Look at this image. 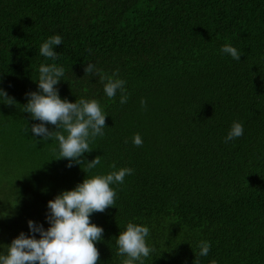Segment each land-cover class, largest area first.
I'll return each instance as SVG.
<instances>
[{
	"label": "trees",
	"instance_id": "1",
	"mask_svg": "<svg viewBox=\"0 0 264 264\" xmlns=\"http://www.w3.org/2000/svg\"><path fill=\"white\" fill-rule=\"evenodd\" d=\"M54 35L63 43L51 60L39 48ZM53 63L65 70L62 100L94 99L107 115L83 157H101L91 171L56 160L58 142L35 137L40 121L23 112L40 65ZM89 63L109 77L119 70L127 103L85 75ZM0 88L15 100L0 102V254L32 235L29 220L50 227L47 203L62 191L131 168L110 185L114 207L90 216L104 229L98 264H122L115 239L128 223L150 229L144 264H264V0H0ZM233 122L244 133L225 143Z\"/></svg>",
	"mask_w": 264,
	"mask_h": 264
},
{
	"label": "clouds",
	"instance_id": "2",
	"mask_svg": "<svg viewBox=\"0 0 264 264\" xmlns=\"http://www.w3.org/2000/svg\"><path fill=\"white\" fill-rule=\"evenodd\" d=\"M62 43L61 35L51 36L40 45L39 53L47 59L56 60L59 54L54 48ZM220 51L240 61L241 53L230 44L223 45ZM64 72V68L55 63L41 64L36 82L38 91L26 94L28 102L23 106V112L29 113L32 120L40 121L31 127L35 137H43L46 141L54 138L58 142L56 160L67 159V167L71 168L75 163L85 165L86 171H91L101 163V157L97 156L91 162L84 161L83 157L92 151L90 143L96 137L104 135L107 115L97 100L79 99L75 103L62 100L56 86ZM84 72L85 75L94 74L100 77L108 98H114L119 91L120 104L127 103L129 97L125 88L126 81L116 78L118 69L109 77L101 74L102 70L89 63ZM0 102L8 106L15 104L14 98L9 97L3 88H0ZM140 104L145 107L146 100L141 99ZM46 125H53L57 130L49 131ZM243 133V125L233 122L224 142L237 139ZM132 143L136 147L142 146L140 134L133 136ZM111 167L115 169V163ZM82 171L86 173L85 170ZM133 171L131 168H121L106 175H95L85 178L71 191H62L47 203L46 220L50 227L45 230L43 225L29 220L28 227L32 235L26 236L21 232L13 239L7 246V254H0V264H98L100 253L95 245L102 240L104 229L93 224L90 216L114 207L117 192L110 185L123 184L125 177L132 175ZM36 233H39V239L35 238ZM149 235L148 227L127 224L126 230L120 232L115 239L117 255L126 257L122 264H144V259L155 251L146 243ZM198 248L199 256H207L211 244L200 241ZM195 264L198 261L195 260ZM212 264L216 262L212 261Z\"/></svg>",
	"mask_w": 264,
	"mask_h": 264
}]
</instances>
